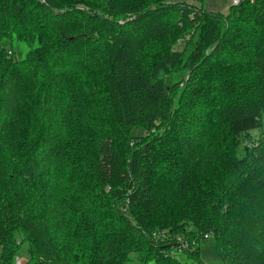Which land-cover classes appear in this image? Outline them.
<instances>
[{
    "label": "trees",
    "instance_id": "1",
    "mask_svg": "<svg viewBox=\"0 0 264 264\" xmlns=\"http://www.w3.org/2000/svg\"><path fill=\"white\" fill-rule=\"evenodd\" d=\"M263 113L264 0H0V264H264Z\"/></svg>",
    "mask_w": 264,
    "mask_h": 264
},
{
    "label": "rangeland",
    "instance_id": "2",
    "mask_svg": "<svg viewBox=\"0 0 264 264\" xmlns=\"http://www.w3.org/2000/svg\"><path fill=\"white\" fill-rule=\"evenodd\" d=\"M243 1V0H242ZM232 3V0H202L203 8L206 10H210L213 12H221V13H227L229 11L230 4ZM3 44L6 46H11V48L15 51V56L18 59H21L25 56L26 52L28 51V45L16 37L12 38H5L3 40ZM180 47L184 45V41H180L178 44ZM263 126H264V113H263ZM253 134L257 133L259 134L260 131L258 129H254L251 131ZM133 134L137 133H143V129L134 128L132 130ZM210 237V238H209ZM206 238H203L199 242V257L203 264H223L221 261L218 250L216 248L215 239L212 236H209ZM213 238V239H211ZM179 257H181L182 260L188 259V257L184 254L177 253ZM24 256H20L17 258V261L19 263H22L24 261ZM128 264H131L129 262ZM146 264H154L152 261L146 263Z\"/></svg>",
    "mask_w": 264,
    "mask_h": 264
},
{
    "label": "built area",
    "instance_id": "3",
    "mask_svg": "<svg viewBox=\"0 0 264 264\" xmlns=\"http://www.w3.org/2000/svg\"><path fill=\"white\" fill-rule=\"evenodd\" d=\"M242 0H232V3L233 4H238V3H240ZM206 236H208V235H206Z\"/></svg>",
    "mask_w": 264,
    "mask_h": 264
},
{
    "label": "bare ground",
    "instance_id": "4",
    "mask_svg": "<svg viewBox=\"0 0 264 264\" xmlns=\"http://www.w3.org/2000/svg\"><path fill=\"white\" fill-rule=\"evenodd\" d=\"M242 149V148H241ZM154 234V233H153ZM170 234V233H169ZM176 234V233H175ZM210 234V233H209ZM172 235H173V233H172ZM156 236V235H155ZM187 236V235H186ZM204 236V235H203ZM174 238H176V237H174ZM189 238V237H188ZM210 238V237H209ZM211 239H213V238H211ZM192 244V243H191ZM172 247V246H171ZM175 254V253H174ZM187 254V253H186ZM174 256V255H173ZM136 257V256H135ZM186 257V256H185ZM199 257V256H198ZM200 259V258H199Z\"/></svg>",
    "mask_w": 264,
    "mask_h": 264
}]
</instances>
